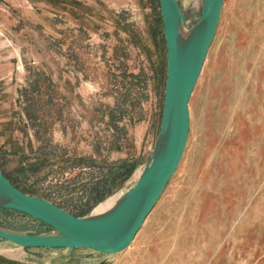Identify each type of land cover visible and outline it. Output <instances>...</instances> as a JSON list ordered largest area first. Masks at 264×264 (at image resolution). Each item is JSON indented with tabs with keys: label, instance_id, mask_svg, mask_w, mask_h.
Wrapping results in <instances>:
<instances>
[{
	"label": "rangeland",
	"instance_id": "1",
	"mask_svg": "<svg viewBox=\"0 0 264 264\" xmlns=\"http://www.w3.org/2000/svg\"><path fill=\"white\" fill-rule=\"evenodd\" d=\"M176 1L188 30L203 0ZM158 6L0 0V172L15 187L75 215L93 182L109 179L117 162L134 165L80 217L133 187L127 181L149 159L161 120L166 58ZM35 73L49 81L46 90H29ZM25 105L38 117L37 136ZM189 113L182 159L126 250L66 255L0 243V264H264V0L223 1ZM0 227L54 233L1 209Z\"/></svg>",
	"mask_w": 264,
	"mask_h": 264
},
{
	"label": "water",
	"instance_id": "2",
	"mask_svg": "<svg viewBox=\"0 0 264 264\" xmlns=\"http://www.w3.org/2000/svg\"><path fill=\"white\" fill-rule=\"evenodd\" d=\"M224 0H203L198 20L183 33L185 18L176 0H158L166 75L159 131L149 159L132 188L104 213L75 216L43 198L26 194L0 172V208L39 221L53 234L0 227V243L21 249H88L111 255L126 250L175 173L185 150L189 100L215 35Z\"/></svg>",
	"mask_w": 264,
	"mask_h": 264
},
{
	"label": "trees",
	"instance_id": "3",
	"mask_svg": "<svg viewBox=\"0 0 264 264\" xmlns=\"http://www.w3.org/2000/svg\"><path fill=\"white\" fill-rule=\"evenodd\" d=\"M162 40H163V35H162ZM41 76L42 75L38 73H35V75H33V79L29 81V85H28V87H30L29 90H33V92H38L44 89L46 90L47 86L49 87L50 85L49 81H45V79L41 78ZM25 90L26 89H23L21 92H24ZM25 102L26 103L29 102V100L26 97H25ZM23 112L25 117L29 121L31 129L34 130L35 136H37L38 135L37 130H39L40 127V124L36 122V119L38 117H36L33 114L32 107H30L29 105H25V107L23 108ZM133 166H134L133 164L129 163V161L126 160L117 162L112 168L108 170L109 179L102 178L100 181L93 182L89 187L86 203L81 206H75V211H76L75 216L80 217L89 213L90 208L94 204L99 202L104 197V195L109 193L117 183L124 181L129 176V174L133 170ZM31 170L35 172V169H31ZM1 210L8 212H15L7 209H1ZM43 225L46 226L48 230H51V228L48 227L47 225L45 224Z\"/></svg>",
	"mask_w": 264,
	"mask_h": 264
},
{
	"label": "bare ground",
	"instance_id": "4",
	"mask_svg": "<svg viewBox=\"0 0 264 264\" xmlns=\"http://www.w3.org/2000/svg\"><path fill=\"white\" fill-rule=\"evenodd\" d=\"M192 0H184V4H189ZM187 29V28H186ZM183 33H187V31L185 29H182ZM141 173V170H137L131 177L130 179L127 181V183L132 182V181H136L137 178L139 177ZM123 193H121V190L117 189V191H115L112 195L108 196L107 198H105L94 210H93V215H97V214H101L106 212L107 210L111 209L118 201V199L121 197ZM1 253H3L4 255H7L9 257H18L20 254V251L18 250H7L1 249Z\"/></svg>",
	"mask_w": 264,
	"mask_h": 264
},
{
	"label": "crops",
	"instance_id": "5",
	"mask_svg": "<svg viewBox=\"0 0 264 264\" xmlns=\"http://www.w3.org/2000/svg\"><path fill=\"white\" fill-rule=\"evenodd\" d=\"M33 250H35V251L37 250L38 251V250H43V249H33Z\"/></svg>",
	"mask_w": 264,
	"mask_h": 264
}]
</instances>
